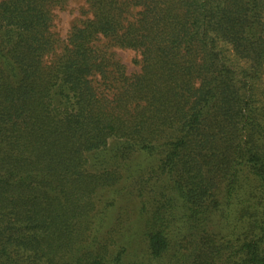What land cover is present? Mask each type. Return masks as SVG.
I'll use <instances>...</instances> for the list:
<instances>
[{
  "label": "trees",
  "instance_id": "obj_1",
  "mask_svg": "<svg viewBox=\"0 0 264 264\" xmlns=\"http://www.w3.org/2000/svg\"><path fill=\"white\" fill-rule=\"evenodd\" d=\"M71 1L0 0V264H264V0Z\"/></svg>",
  "mask_w": 264,
  "mask_h": 264
},
{
  "label": "rangeland",
  "instance_id": "obj_2",
  "mask_svg": "<svg viewBox=\"0 0 264 264\" xmlns=\"http://www.w3.org/2000/svg\"><path fill=\"white\" fill-rule=\"evenodd\" d=\"M84 4V0H72L68 9L60 11L56 19L55 29L59 31L62 37H65L70 26L81 15V6ZM126 62H130L133 54L130 52L118 53Z\"/></svg>",
  "mask_w": 264,
  "mask_h": 264
}]
</instances>
